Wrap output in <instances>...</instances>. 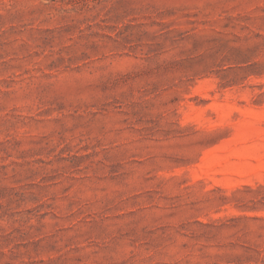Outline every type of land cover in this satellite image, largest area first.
<instances>
[{"label": "rangeland", "instance_id": "374dc122", "mask_svg": "<svg viewBox=\"0 0 264 264\" xmlns=\"http://www.w3.org/2000/svg\"><path fill=\"white\" fill-rule=\"evenodd\" d=\"M0 264H264V0H0Z\"/></svg>", "mask_w": 264, "mask_h": 264}]
</instances>
